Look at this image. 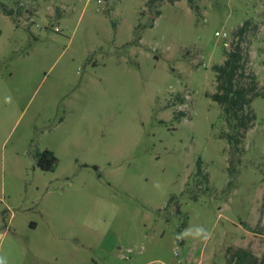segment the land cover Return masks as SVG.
Masks as SVG:
<instances>
[{
	"label": "rangeland",
	"instance_id": "obj_1",
	"mask_svg": "<svg viewBox=\"0 0 264 264\" xmlns=\"http://www.w3.org/2000/svg\"><path fill=\"white\" fill-rule=\"evenodd\" d=\"M148 2L0 0L6 264H264V0ZM246 21L263 96L230 146L213 67Z\"/></svg>",
	"mask_w": 264,
	"mask_h": 264
},
{
	"label": "trees",
	"instance_id": "obj_2",
	"mask_svg": "<svg viewBox=\"0 0 264 264\" xmlns=\"http://www.w3.org/2000/svg\"><path fill=\"white\" fill-rule=\"evenodd\" d=\"M164 0H149L148 5ZM174 4L180 0H167ZM192 10H196L194 0H186ZM159 15L160 13L157 12ZM249 27V22L235 32L239 42L233 45L228 53L225 62L222 65L213 67L216 73L217 93L211 96V99L223 107L226 123L230 129L227 134V141L230 146L239 145L248 130L255 121V115L249 110V106L255 98L262 97L259 92L258 82L254 74L246 73V66L249 62V55L241 46V41L245 37ZM38 166L43 171L54 172L57 168L58 159L52 151L45 150L37 154ZM200 169V160L197 162ZM172 198L170 199V201ZM169 201V203H170ZM187 226L184 221L179 234ZM249 253L241 251L236 264H247Z\"/></svg>",
	"mask_w": 264,
	"mask_h": 264
},
{
	"label": "clouds",
	"instance_id": "obj_3",
	"mask_svg": "<svg viewBox=\"0 0 264 264\" xmlns=\"http://www.w3.org/2000/svg\"><path fill=\"white\" fill-rule=\"evenodd\" d=\"M189 234V230H186L185 232L183 233H180L178 235V238H182L183 236L185 235H188ZM194 237L195 238H199V237H203L204 239H207L209 236H210V233H208L204 228L202 227H197L195 229V232H194ZM0 264H6L5 260L3 258H0Z\"/></svg>",
	"mask_w": 264,
	"mask_h": 264
},
{
	"label": "built area",
	"instance_id": "obj_4",
	"mask_svg": "<svg viewBox=\"0 0 264 264\" xmlns=\"http://www.w3.org/2000/svg\"><path fill=\"white\" fill-rule=\"evenodd\" d=\"M217 35H219V36H220V34H219V33H217ZM222 36H223V37H227V34H225V33H224V34H222Z\"/></svg>",
	"mask_w": 264,
	"mask_h": 264
}]
</instances>
